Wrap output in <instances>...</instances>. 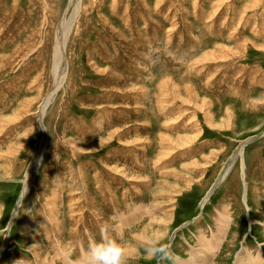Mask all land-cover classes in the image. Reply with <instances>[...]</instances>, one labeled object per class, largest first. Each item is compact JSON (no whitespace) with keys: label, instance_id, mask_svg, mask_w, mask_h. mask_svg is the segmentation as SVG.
<instances>
[{"label":"rangeland","instance_id":"obj_1","mask_svg":"<svg viewBox=\"0 0 264 264\" xmlns=\"http://www.w3.org/2000/svg\"><path fill=\"white\" fill-rule=\"evenodd\" d=\"M102 228L128 264L264 258V0H0V264H92Z\"/></svg>","mask_w":264,"mask_h":264},{"label":"clouds","instance_id":"obj_2","mask_svg":"<svg viewBox=\"0 0 264 264\" xmlns=\"http://www.w3.org/2000/svg\"><path fill=\"white\" fill-rule=\"evenodd\" d=\"M141 246L149 258L169 259L172 255L168 238L163 233L140 237ZM92 264H128L127 244L122 239L113 238L106 228L100 231L99 241L90 247ZM17 264H28L20 259Z\"/></svg>","mask_w":264,"mask_h":264},{"label":"bare ground","instance_id":"obj_3","mask_svg":"<svg viewBox=\"0 0 264 264\" xmlns=\"http://www.w3.org/2000/svg\"><path fill=\"white\" fill-rule=\"evenodd\" d=\"M257 1H259V0H254V2L256 3ZM253 2V1H252ZM218 4V3H217ZM254 4V3H253ZM256 6H258L257 4H255V5H251V7L255 10V8H256ZM217 7V6H216ZM74 14L75 13H73L72 15H71V17L68 19V20H65V21H63V22H61L59 25H58V27H57V30H56V36H55V45H54V50H53V60H54V63H55V72H54V75H55V81L56 82H58V80L59 79H62L63 77H64V68H63V60H62V48H63V44H64V41H65V38H66V36L68 35V33H69V31H70V29H71V27H72V25H73V22H74ZM77 15V14H76ZM75 15V17H77ZM78 18V17H77ZM209 56V57H208ZM208 56H206L205 55V58H207V59H209L210 60V54L208 55ZM213 56V55H212ZM215 57V56H214ZM191 90V89H190ZM192 92V91H191ZM189 96V95H188ZM41 113H42V111H40ZM44 138V137H43ZM45 143H46V136H45V138L43 139V141H42V144H41V146H40V148H39V150H38V154H37V156H36V158H35V160H34V162L32 163V165L29 167V169H28V174H27V177H26V183H25V187L27 186V184L28 183H30V179H32L34 176V173L36 172V169L38 168V166H39V164H40V161H41V158H42V155L44 154V150H45ZM111 178V177H110ZM102 182V181H101ZM212 193H213V191H212ZM24 194V193H23ZM212 195V194H211ZM21 200V199H20ZM19 205L20 204H17V207H19ZM202 209V208H201ZM15 215H17V210H15ZM15 217V216H14ZM13 219H15V218H13ZM96 219V218H95ZM13 221V220H12ZM126 221L127 220H121V223H122V225H123V223L125 222L126 223ZM229 220L228 219H226V218H222L221 220H220V224H221V226H220V228H222L223 230L225 229H227V227H228V225L226 224V222H228ZM12 223V222H11ZM225 223V224H224ZM11 225V224H10ZM219 228V229H220ZM219 229H217L219 232H220V230ZM53 232V231H52ZM225 232V231H224ZM218 233V232H217ZM222 236V235H221ZM213 239H215V240H213V241H210L209 243V245H207V251H209V252H212V250L214 251V250H216L217 249V245H219L217 242L218 241H220V240H222V238L220 237V236H218V234H214L213 235ZM223 237V236H222ZM211 240V239H210ZM205 242H206V240H205ZM206 244V243H205ZM92 245V244H91ZM4 248V247H3ZM3 248H2V250H3ZM128 252V251H127ZM195 253V252H194ZM248 253V252H247ZM128 254H129V252H128ZM247 255H249V254H247ZM129 256V255H128ZM262 256V254L261 253H259L258 255H257V257L256 258H254L255 259V261H254V259L252 260V259H248L247 260V258L246 257H244V258H246V262L248 263V264H261L263 261H264V258L263 257H261ZM194 259H197V256L195 257L194 256ZM238 260V259H237ZM255 262V263H254ZM81 263V262H80ZM89 263V262H88ZM87 263V264H88ZM91 263V262H90ZM65 264H68V263H66L65 262ZM71 264V263H70ZM73 264V263H72ZM75 264V263H74ZM81 264H84V263H81ZM239 264H243V261H242V259H240V261H239Z\"/></svg>","mask_w":264,"mask_h":264},{"label":"crops","instance_id":"obj_4","mask_svg":"<svg viewBox=\"0 0 264 264\" xmlns=\"http://www.w3.org/2000/svg\"><path fill=\"white\" fill-rule=\"evenodd\" d=\"M168 82V81H167ZM160 85H161V83H160Z\"/></svg>","mask_w":264,"mask_h":264}]
</instances>
